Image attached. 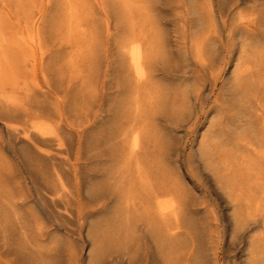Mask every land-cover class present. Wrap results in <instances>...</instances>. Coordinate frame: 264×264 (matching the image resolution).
<instances>
[{
    "label": "rangeland",
    "instance_id": "1",
    "mask_svg": "<svg viewBox=\"0 0 264 264\" xmlns=\"http://www.w3.org/2000/svg\"><path fill=\"white\" fill-rule=\"evenodd\" d=\"M263 9L264 0H0V264H37L32 245L59 239L51 264H94L96 248L113 255L104 264H128L114 247L127 240L139 244L130 264H184L190 246V264H250L251 232L234 230L233 219L255 208L256 177L231 125L248 104V112L264 107L262 91L250 86L264 50ZM4 120L39 134V151H27L37 185L54 189V167H66L59 207L73 212L64 227L53 226L57 205L49 199L21 202L32 186L22 182L8 141L17 152L22 144ZM134 139L150 183L136 184L129 198L118 190V169ZM170 198L181 204L176 213Z\"/></svg>",
    "mask_w": 264,
    "mask_h": 264
},
{
    "label": "bare ground",
    "instance_id": "2",
    "mask_svg": "<svg viewBox=\"0 0 264 264\" xmlns=\"http://www.w3.org/2000/svg\"><path fill=\"white\" fill-rule=\"evenodd\" d=\"M111 2V1H110ZM255 4V3H254ZM114 6V5H113ZM136 6V5H135ZM264 11V9H263ZM130 12V11H129ZM113 18V17H112ZM192 19V18H191ZM264 21V20H263ZM132 22V21H131ZM139 33V32H138ZM1 35V34H0ZM138 36V35H137ZM142 37V36H141ZM128 40V39H127ZM256 40V39H255ZM134 45H132V49L130 51V56H131V59H132V62L134 64V66L136 68L139 69V71H142V65H143V61H142V52H141V49H140V46L138 43H133ZM263 47V46H262ZM116 49V48H115ZM149 54V53H148ZM258 61L256 62L257 63V71H258V78L256 80H251V84L250 86H252L254 88V91H262V94L261 96H264V50L262 48V50H260L258 53ZM256 56V55H254ZM147 57V56H146ZM148 58V57H147ZM256 58V57H255ZM15 59V58H14ZM257 59V58H256ZM147 60V59H146ZM253 60V59H252ZM18 61H21V60H18ZM254 61V60H253ZM216 62V61H215ZM255 63V61H254ZM253 63V65H254ZM255 63V64H256ZM250 65V63H249ZM11 68V67H10ZM254 68V66L252 67ZM1 70V69H0ZM253 73H255L253 71ZM257 73V72H256ZM249 74V73H247ZM251 74V73H250ZM244 75V74H243ZM246 75V74H245ZM243 77V76H242ZM252 78V77H251ZM243 80V79H242ZM243 82V81H242ZM245 83V82H244ZM245 89L247 88L248 85H245ZM136 88V87H135ZM148 91V90H147ZM242 95V94H240ZM243 96V95H242ZM245 96V95H244ZM243 96V97H244ZM248 96V95H246ZM254 96H257L256 94ZM176 97V96H175ZM242 97V98H243ZM253 98V97H251ZM249 99V98H248ZM253 100V99H252ZM248 104V102H246ZM250 103V102H249ZM253 103V102H252ZM16 106V105H15ZM260 106V105H259ZM18 107V106H17ZM20 107V106H19ZM176 107V106H175ZM23 108V107H22ZM21 108V109H22ZM250 108H252V105L250 106V104H248L247 106L243 107V110H240L238 112V115L236 114L235 116H237L234 120V124L231 125V129H232V133L234 135V137L236 138L235 139V142L237 140V143L239 145V150H240V147L243 149V151L241 152H244L246 154V156H248L247 158L251 160V162L249 163L247 161V158H245V162H248L247 165H249V168L253 171V174L252 175H255L254 177L255 178V181L252 182V184L254 183V188H255V202H252L255 203V208H251L252 204H250V210L253 209V211L249 212V211H242L240 213V215L238 217H234L233 219V224H234V230H237L238 232L239 231H242L243 233H250L249 235V254H251V259L249 260L251 263L250 264H264V107L263 108H258V110L256 111H250ZM19 108H17L18 110ZM43 109V108H42ZM45 110V109H43ZM42 110V112H44ZM252 110V109H251ZM23 112H25V110H21ZM20 111V112H21ZM39 111V110H38ZM12 112V111H11ZM17 112V111H16ZM46 112V111H45ZM33 113V112H32ZM13 114V112H12ZM30 114V112H29ZM29 114H27L29 116ZM46 114V113H44ZM41 115V114H40ZM43 116V115H42ZM41 116V117H42ZM47 116V115H46ZM13 117V116H12ZM31 117V116H30ZM28 117V118H30ZM11 118V117H10ZM17 118V117H16ZM49 118V117H48ZM244 118H247L246 120ZM234 119V117H233ZM11 120V119H10ZM26 124V123H25ZM124 124V123H123ZM29 125V124H28ZM34 125V124H33ZM122 125V124H121ZM4 126H5V129H6V132L7 134H12L14 137H16L15 140H17V142L21 143L22 145L20 146V149H19V152H17V150L14 149V145L11 144L10 141H8V145L12 148V152L14 153V156L15 158L17 159V165H18V170H19V174L20 176L22 177L24 184L25 186L30 182L31 183V186L32 187H27L26 189V192L22 195L21 197V202H28V201H32V202H35L36 204L38 203H42L45 199H49L50 201H52L55 205H57L55 211H56V218L54 219L53 221V226L57 227V228H60V227H64L65 226V219L67 217H71L72 216V207L70 205H65L64 207H59L60 203L61 202V198L63 196V194H66L68 192V190L66 189L67 188V185H66V182L64 180V173H65V168H62V169H59V167H54V174L53 176L55 175V188L54 189H51V190H44L41 186L37 185L36 182L34 181V177H33V174H32V171H31V168L32 166L30 165V160L28 158V153L30 152H27L29 149H33L34 151L38 152L39 150L37 149V144H36V141H35V138L38 137V133H36L35 131L29 129L28 127L26 126H23L21 128H19L18 126L12 124L11 122H8L6 120H4ZM30 126V125H29ZM126 126V125H125ZM124 126V127H125ZM31 127V126H30ZM56 127V126H55ZM123 127V128H124ZM130 129V128H129ZM132 129V128H131ZM130 129V130H131ZM42 130V129H41ZM130 130H127V131H130ZM135 130V129H134ZM126 131V129H125ZM126 131V132H127ZM153 131V130H152ZM43 132V131H42ZM118 132V131H117ZM120 132V131H119ZM121 132H122V128H121ZM121 132L119 134H121ZM133 132V131H132ZM132 132L130 134H132ZM141 132V130H140ZM38 134V135H37ZM44 134V132H43ZM125 134V133H124ZM117 135V134H116ZM123 135V134H122ZM121 135V137H123ZM141 135V134H140ZM139 135V136H140ZM148 135V134H147ZM46 136V135H45ZM48 136V135H47ZM114 136V135H113ZM128 136V135H127ZM130 136V135H129ZM49 137V136H48ZM47 137V138H48ZM59 137V136H58ZM120 136H117L115 137V140L116 138H119ZM120 137V138H121ZM132 137V136H131ZM231 137V136H230ZM233 137V136H232ZM233 137V138H234ZM41 138V137H39ZM51 138V137H50ZM126 138V137H125ZM139 138V137H138ZM142 138V137H140ZM139 138V139H140ZM49 139V138H48ZM113 139V138H112ZM121 139H124V138H121ZM132 139V138H131ZM232 139V138H231ZM37 140V139H36ZM71 142H72V139H70ZM144 140V139H143ZM230 140V139H229ZM13 141V140H12ZM109 141V140H108ZM121 141V140H120ZM119 141V142H120ZM129 141V140H128ZM164 141V140H163ZM234 141V139L232 140ZM46 142V141H45ZM70 142V141H68ZM127 142V140H126ZM51 143V142H50ZM67 143V142H66ZM128 143V142H127ZM126 143V144H127ZM144 143V142H143ZM142 143V144H143ZM70 145V143H68ZM114 144V143H113ZM57 145V144H56ZM119 145V144H118ZM123 145V144H121ZM113 146V145H112ZM125 146V145H124ZM40 147H41V144H40ZM54 147V145H53ZM118 146H115V148H117ZM123 147V146H122ZM128 147V146H126ZM144 147V146H143ZM206 147V146H205ZM232 147V146H231ZM69 148V147H68ZM54 149V148H53ZM56 149V148H55ZM54 149V150H55ZM64 149V146L62 143H60L59 145V149L58 150H63ZM214 149V148H213ZM231 149V148H229ZM235 149V148H234ZM241 149V150H242ZM42 150V148H41ZM57 150V149H56ZM71 150V149H70ZM120 150H123L122 148L120 149L119 148V151ZM126 150V149H124ZM141 150V149H140ZM152 151V149H149ZM148 150V151H149ZM154 150V148H153ZM208 150V148H207ZM150 151V152H151ZM237 151V150H236ZM236 151L233 150V152L230 154H233L235 152V155H236ZM106 152V151H105ZM115 152V151H114ZM138 152H139V143H138V140L137 139H134L133 142L129 145L128 147V153L126 156H124V158L122 159V162H121V165L119 167V171H120V176L119 177V182H120V188H118V190L120 191V193H123L124 195H126L127 197H129V193L131 192V190L133 189L134 190V186H136V184H141L143 186H147L149 185L150 183V178L148 177L149 176V172L148 170L145 168L143 162L141 160L140 157L143 155V153H145V151H143L142 155L139 157L138 155ZM153 152V151H152ZM226 152V151H225ZM229 152V151H228ZM113 153V152H112ZM120 153V152H119ZM123 153V152H122ZM121 154H117L118 155H122ZM141 153V152H139ZM156 153V152H155ZM227 153V152H226ZM31 154V153H30ZM105 154V153H104ZM110 154V153H109ZM217 154V153H216ZM214 154V155H216ZM229 154V153H228ZM239 154V152L237 153ZM242 154V153H241ZM124 155V154H123ZM153 155V154H152ZM151 155V157H153ZM158 155V154H157ZM156 155V157H157ZM204 155V154H203ZM213 155V156H214ZM234 155V154H233ZM243 155V154H242ZM252 155V156H251ZM115 156V155H114ZM155 156V155H154ZM231 156V155H230ZM36 157V156H35ZM87 157V156H86ZM149 157V155L147 156ZM37 158V157H36ZM98 158V157H97ZM101 158V157H99ZM244 158V157H243ZM82 159V158H81ZM118 159H120L118 157ZM148 161L147 158H145ZM151 159V158H149ZM242 159V158H241ZM39 160V158H38ZM88 160V159H86ZM85 160V161H86ZM82 161V160H81ZM113 161V160H112ZM145 161V160H144ZM209 161V160H208ZM221 161V159H220ZM57 162V161H56ZM55 162V163H56ZM152 162V160L150 161ZM159 162V161H157ZM213 162V161H212ZM215 162V161H214ZM230 162V161H229ZM228 162V163H229ZM244 163V161H241ZM239 162V163H241ZM53 163V162H52ZM54 163V164H55ZM86 163V162H85ZM216 163V162H215ZM214 163V164H215ZM218 163V162H217ZM220 163V162H219ZM33 164V163H32ZM45 164V163H44ZM102 164V163H101ZM153 164V163H152ZM160 165V163H157ZM242 164V163H241ZM246 164V163H245ZM65 165V164H64ZM62 165V166H64ZM82 165V164H81ZM238 165V164H237ZM243 165V164H242ZM34 166V165H33ZM40 166V165H39ZM61 166V164H60ZM96 166V165H95ZM155 166V165H154ZM229 166V165H228ZM244 166V165H243ZM246 166V165H245ZM45 167V166H44ZM50 167V166H49ZM68 167L71 169H69L70 171H72L71 173H73V177H74V182H75V185H76V191H77V195H79V188H80V181H79V178H78V172H77V167H76V163H69ZM102 167V165H101ZM108 167V166H107ZM150 167V166H149ZM148 169H151L149 168ZM247 167V166H246ZM43 168V166H42ZM85 168V166H84ZM227 168V167H226ZM47 169V168H46ZM92 169V168H91ZM90 169V170H91ZM96 169V168H95ZM112 169V168H111ZM154 168H152L153 170ZM228 169V168H227ZM93 170V169H92ZM248 170V169H247ZM48 171V170H47ZM108 171V170H107ZM112 171V170H111ZM150 171V170H149ZM154 171H156L154 169ZM153 171V172H154ZM158 171V170H157ZM224 171V170H223ZM222 171V173H223ZM228 171V170H227ZM226 171V172H227ZM17 172V171H16ZM36 172V171H35ZM233 172V171H232ZM38 173V172H37ZM159 173V171L157 172V174ZM220 173V175L222 174ZM50 174V173H49ZM48 174V175H49ZM111 174V173H109ZM228 174V173H227ZM226 174V175H227ZM238 174V173H237ZM45 175V174H44ZM47 175V176H48ZM117 175V174H116ZM235 175V173H234ZM247 175V173H246ZM244 175V176H246ZM38 176V175H37ZM52 176V177H53ZM82 176V174H81ZM84 176V175H83ZM115 176V174H114ZM113 176V177H114ZM158 176H160V173L158 174ZM157 176V177H158ZM162 176V175H161ZM232 176V175H231ZM229 176V177H231ZM250 176V174H249ZM156 178V176H154ZM224 177V176H223ZM222 177V178H223ZM227 176V178H229ZM238 177V176H237ZM253 177V176H252ZM41 178V177H40ZM45 178V177H44ZM84 178V177H83ZM117 178V176H115V179ZM154 178V179H155ZM161 178V177H160ZM226 178V177H225ZM244 178V177H243ZM159 179V178H158ZM230 179V178H229ZM233 179V176L232 178ZM235 179V177H234ZM107 180V179H106ZM118 180V179H116ZM160 180V179H159ZM163 180V179H162ZM222 180V179H221ZM227 180V179H226ZM236 180V179H235ZM245 180V179H244ZM243 180V181H244ZM251 181L254 180V179H250ZM41 181V179H40ZM114 181V180H113ZM230 181V180H229ZM21 182V181H20ZM105 182V181H104ZM155 182V181H154ZM153 182V183H154ZM164 183V181H162ZM226 182V181H225ZM231 182V181H230ZM235 182V181H234ZM250 182V181H249ZM42 183V182H41ZM222 183V181H221ZM228 183V181H227ZM226 183V184H227ZM233 184V181L231 182ZM243 183V182H241ZM251 183V182H250ZM52 184V183H51ZM106 184V183H105ZM109 184V183H108ZM118 184V183H117ZM124 184H127L128 189H126V192H124V188L122 187ZM158 184V183H157ZM19 185V184H18ZM44 185V184H43ZM163 185V184H162ZM45 186V185H44ZM106 186V185H105ZM109 186V185H108ZM153 186V185H152ZM157 186V185H156ZM161 186V185H159ZM168 186V185H167ZM229 186V185H228ZM226 187V188H229V187ZM247 186V185H246ZM100 187V186H99ZM139 187V186H138ZM162 187V186H161ZM164 187V185H163ZM166 187V186H165ZM245 187V186H244ZM249 187V186H247ZM21 188V186H20ZM32 188V189H31ZM47 188V187H46ZM98 188V187H97ZM117 188V187H116ZM127 188V187H126ZM167 188V187H166ZM225 188V187H224ZM239 188V187H238ZM250 188V187H249ZM49 189V188H48ZM100 189V188H99ZM109 189V188H108ZM169 189H172V188H169ZM236 189V187H235ZM19 190V189H18ZM95 190V189H94ZM97 190V189H96ZM106 190V188H105ZM104 190V191H105ZM135 190H139V189H135ZM155 190V189H154ZM160 190V189H159ZM227 190V189H226ZM238 191H240L239 189H236ZM242 190V189H241ZM21 191V190H20ZM23 191V190H22ZM102 191V190H101ZM118 191V192H119ZM136 191V192H137ZM151 191V190H150ZM161 191V190H160ZM164 191V190H163ZM252 191V189H251ZM58 193V196L54 197V194L53 193ZM110 192V191H109ZM141 192V191H140ZM152 192V191H151ZM174 192V191H173ZM227 192H229L227 190ZM114 193V192H113ZM150 193V192H149ZM153 193V192H152ZM158 193H160L158 191ZM93 194V192H92ZM95 194V193H94ZM168 194V193H167ZM166 194V195H167ZM243 194V192H242ZM247 194V193H246ZM19 195V194H18ZM113 195V194H111ZM161 195V194H160ZM234 195V194H233ZM238 195V194H237ZM67 196V195H66ZM95 196V195H94ZM143 196V195H142ZM157 196V195H156ZM165 196V195H164ZM239 196V195H238ZM92 197V196H91ZM147 197V196H145ZM144 197V198H145ZM150 197V196H149ZM154 197V196H153ZM160 197V196H159ZM243 197V196H241ZM252 197V195H251ZM250 197V198H251ZM90 198V197H89ZM130 198V197H129ZM248 198V196H247ZM249 198V200H250ZM3 199V198H2ZM96 199V198H95ZM141 199V198H139ZM148 199V198H147ZM176 199V198H175ZM244 199L246 198H243V202H244ZM19 200V199H17ZM130 200V199H129ZM132 200V199H131ZM130 200V201H131ZM247 200V199H246ZM245 200V201H246ZM252 200V199H251ZM250 200V201H251ZM78 201V200H77ZM146 201V199H145ZM249 201V202H250ZM168 205H166L167 207H169L173 212H177L178 209H180L181 207V204L179 203V201L177 200H174L173 198H170L168 200ZM247 203V202H246ZM32 204V203H31ZM148 205V203H146ZM145 204V205H146ZM164 203L163 202H160V201H157L156 202V210L160 213L163 212V205ZM249 204V203H248ZM34 205V204H33ZM130 205V204H129ZM139 205V204H138ZM244 205V203H243ZM10 206V205H9ZM79 206V205H78ZM81 206V205H80ZM149 206V205H148ZM234 208L237 206V204H234L233 205ZM253 206V207H254ZM11 207V206H10ZM19 207V206H18ZM53 207V206H52ZM183 208V207H182ZM240 208V206H239ZM238 208V209H239ZM12 209V208H11ZM80 210V208H79ZM128 210V209H127ZM170 210V211H171ZM3 210H0V213L2 212ZM13 211V210H12ZM43 211V210H42ZM41 211V212H42ZM185 211V210H184ZM239 211V210H238ZM37 212V211H36ZM79 212V211H78ZM147 212V211H146ZM149 212V211H148ZM3 213V212H2ZM9 213V212H8ZM19 213V212H18ZM85 213V211H84ZM164 213V212H163ZM5 214V213H4ZM74 214V213H73ZM77 214V213H76ZM81 214V213H80ZM148 214V213H147ZM2 215V214H1ZM156 215V214H155ZM154 215V217H155ZM5 216V215H4ZM79 216V215H78ZM136 216V215H135ZM167 216V215H166ZM171 216V215H170ZM169 216V217H170ZM180 216V215H179ZM177 216V217H179ZM236 216V215H234ZM38 217V215H37ZM50 217V216H49ZM128 217V216H127ZM259 217H261L262 221L260 222L259 221ZM6 219V217H3ZM20 218V217H19ZM159 218V217H158ZM165 218V217H164ZM77 219V218H76ZM160 219V218H159ZM113 220V218H112ZM146 220V219H145ZM156 220V219H155ZM168 220V219H167ZM44 221V220H43ZM51 221V220H50ZM79 221V220H78ZM77 221V222H78ZM158 221V220H157ZM161 221V220H160ZM165 221H166V218H165ZM5 222V220H4ZM7 222V220H6ZM154 222V221H153ZM162 222V221H161ZM167 224H168V221H166ZM170 222V221H169ZM174 222V221H173ZM8 223V222H7ZM68 223V222H67ZM159 223V221L157 222ZM171 223V222H170ZM129 224V223H128ZM149 224V222H148ZM155 224V222H154ZM154 224H152L153 226H151V229L154 228ZM163 224V223H162ZM1 225V224H0ZM9 225V224H8ZM77 225V224H76ZM130 225V224H129ZM132 225V224H131ZM156 225V224H155ZM10 226V225H9ZM75 226V225H74ZM156 226H159V225H156ZM163 226H165L163 224ZM174 226V225H173ZM4 227V226H3ZM35 227V226H34ZM33 227V228H34ZM77 227V226H76ZM143 227V226H142ZM172 227V225H171ZM176 227V225H175ZM182 227V226H181ZM30 228V227H29ZM32 228V229H33ZM36 228V227H35ZM41 228V227H40ZM165 228V227H164ZM5 229V228H4ZM21 229V228H20ZM24 229V228H23ZM63 229V228H62ZM157 229L160 230V228H154V232H158ZM172 229V228H170ZM180 229V228H179ZM1 230V229H0ZM13 230V229H12ZM11 230V231H12ZM19 230V229H18ZM35 230V229H34ZM33 230V231H34ZM118 230V229H117ZM38 231V230H36ZM143 231V230H142ZM171 231V230H170ZM1 232V231H0ZM10 232V231H9ZM13 232V231H12ZM23 232V231H22ZM25 232V231H24ZM141 232V231H140ZM145 232V231H144ZM178 232V231H177ZM236 232V231H235ZM16 233V232H15ZM41 233V232H40ZM160 233V231H159ZM21 234V233H20ZM39 234V233H38ZM53 234V233H51ZM55 234V233H54ZM7 235V234H6ZM17 235V234H16ZM70 235V234H69ZM142 235V234H141ZM12 236V235H11ZM19 236V235H18ZM25 236V234H24ZM57 236V235H56ZM55 236V237H56ZM170 236V234H169ZM168 236V237H169ZM4 237V235H3ZM2 237V238H3ZM17 237V236H16ZM21 236H19L20 238ZM26 237V236H25ZM53 237V235H52ZM51 237V239H52ZM58 237V236H57ZM7 238V237H5ZM18 238V239H19ZM44 238V237H43ZM115 238V237H114ZM14 239V236L13 238ZM21 239V238H20ZM56 239V238H55ZM59 239V237H58ZM5 240V239H4ZM37 240V239H36ZM42 240V239H40ZM50 240V239H49ZM57 240V239H56ZM164 240V239H163ZM16 241V239H15ZM14 241V242H15ZM43 241V240H42ZM170 241V240H169ZM172 241V240H171ZM170 241V242H171ZM13 242V243H14ZM22 242V241H21ZM38 242V241H37ZM159 242V240H158ZM169 242V243H170ZM43 243V242H42ZM60 243V239H59V242ZM56 241H50L49 244H33L32 245V251L35 255V257H37V264H51L50 262L52 261V258H53V254H54V251L56 250V248H58L59 244H58ZM113 243V242H112ZM173 243V242H172ZM11 244V243H9ZM165 244V243H164ZM187 244V243H186ZM18 245V243H17ZM136 245V246H135ZM139 244L137 243H134L132 240H127L125 242H121V243H117L116 245H114L115 247V250H117V253L118 251H120V259L128 264H130V262L133 260V257L135 255L136 252H138L139 250ZM161 245V244H160ZM175 245V244H174ZM16 246V245H15ZM19 246V245H18ZM134 248V251H131V249ZM189 247V244L185 245V243L183 241H181L180 243H178V247H181V248H185V247ZM24 247H26L24 245ZM112 247V246H111ZM59 249V248H58ZM157 249V248H156ZM191 249L192 247L190 246V248L185 251V255H186V262L184 264H190L189 262V259H190V255H191ZM23 250H25V248H23ZM114 250V249H113ZM60 251V250H59ZM94 251V250H93ZM108 251V250H107ZM112 250H110L111 252ZM157 252V251H156ZM95 255H93L94 257V264H104L105 262H109L110 260L113 259V255L110 253H106L102 248H96V251L94 252ZM160 255V254H159ZM164 255V254H163ZM183 255V254H182ZM178 256V255H176ZM189 256V257H188ZM21 257V256H20ZM166 257V256H165ZM180 257V256H178ZM168 258V256H167ZM20 259V258H19ZM151 259V258H150ZM21 260V259H20ZM135 260V259H134ZM169 260V259H168ZM23 261V260H21ZM167 261V260H166ZM60 262V261H59ZM151 262V261H150ZM169 262V261H168ZM61 263V262H60ZM167 263V262H166ZM30 264V263H29ZM33 264V262H32ZM69 264H74V261L71 259Z\"/></svg>",
    "mask_w": 264,
    "mask_h": 264
}]
</instances>
